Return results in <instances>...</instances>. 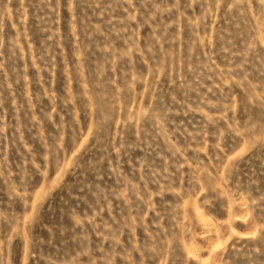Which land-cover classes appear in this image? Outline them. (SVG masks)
I'll list each match as a JSON object with an SVG mask.
<instances>
[{
  "label": "rangeland",
  "instance_id": "obj_1",
  "mask_svg": "<svg viewBox=\"0 0 264 264\" xmlns=\"http://www.w3.org/2000/svg\"><path fill=\"white\" fill-rule=\"evenodd\" d=\"M0 264H264V0H0Z\"/></svg>",
  "mask_w": 264,
  "mask_h": 264
}]
</instances>
